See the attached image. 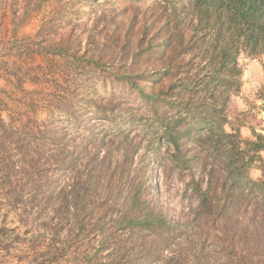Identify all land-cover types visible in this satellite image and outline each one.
I'll list each match as a JSON object with an SVG mask.
<instances>
[{
  "label": "trees",
  "instance_id": "trees-1",
  "mask_svg": "<svg viewBox=\"0 0 264 264\" xmlns=\"http://www.w3.org/2000/svg\"><path fill=\"white\" fill-rule=\"evenodd\" d=\"M44 1L0 0V17L15 30ZM100 1L61 5L83 18L53 35L44 19L33 43L123 93L42 120L0 108V264H264V130H225L239 57L264 55V0Z\"/></svg>",
  "mask_w": 264,
  "mask_h": 264
},
{
  "label": "rangeland",
  "instance_id": "rangeland-1",
  "mask_svg": "<svg viewBox=\"0 0 264 264\" xmlns=\"http://www.w3.org/2000/svg\"><path fill=\"white\" fill-rule=\"evenodd\" d=\"M73 0H45L41 9L35 12H29L22 23L16 25L13 29L9 16L3 20L0 17V69H19L21 84L6 83L4 80L6 75L0 70V89L6 92L2 93V103L0 108L5 109L2 114L7 120L8 116L16 118L14 113L18 112L24 117H34L42 120L45 117V111L50 105H54L59 99H67L69 101H78L75 97L77 93L82 97L84 94L90 95L94 93L98 96L109 98L113 94L116 96L123 93L121 86L114 81L113 83H105L98 76H94L89 69H84L83 64L77 65L73 63L71 58L61 59L53 56L49 52H37L36 32L40 22L44 19H50L54 26L50 33H60V29L66 28L69 21H78L83 17L78 16L76 10L79 9L74 4L71 8L63 12L60 7L63 4L71 3ZM77 4V0H74ZM110 5H116L117 0H102ZM100 1V2H102ZM26 0L24 7L29 5ZM105 3V5H107ZM86 11L89 9L85 8ZM146 21L153 19V13L147 12ZM6 30L7 31L6 34ZM6 34V35H5ZM8 53V54H6ZM37 53V54H36ZM47 53V54H46ZM5 57V58H4ZM239 66L242 70L241 90L239 95L231 104V114L229 125L225 126L227 132L232 129H238L243 137H251V128L256 131L264 130V55L256 59L241 55L238 59ZM67 65V67H66ZM66 68V73H64ZM78 69V70H77ZM63 72V73H62ZM94 87V88H93ZM264 160V153H262ZM249 176L253 180L259 179L261 172L255 168L250 169ZM156 192H161L158 182L154 183ZM171 187V194L174 197V186ZM163 195V194H162ZM167 197V196H166ZM172 197H167L169 200ZM178 199L175 198V202ZM166 202H168L166 200ZM12 223V217L8 220ZM10 226H13L10 224ZM238 244V243H237ZM261 257V256H260ZM232 264L236 261L231 260ZM224 261L222 254L216 253L207 264H231Z\"/></svg>",
  "mask_w": 264,
  "mask_h": 264
}]
</instances>
